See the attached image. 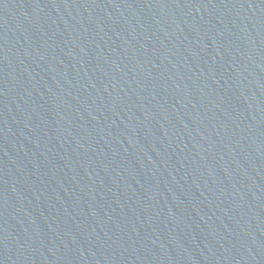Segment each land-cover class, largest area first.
Segmentation results:
<instances>
[{
	"label": "water",
	"instance_id": "obj_1",
	"mask_svg": "<svg viewBox=\"0 0 264 264\" xmlns=\"http://www.w3.org/2000/svg\"><path fill=\"white\" fill-rule=\"evenodd\" d=\"M0 264H179L66 127L1 22Z\"/></svg>",
	"mask_w": 264,
	"mask_h": 264
}]
</instances>
